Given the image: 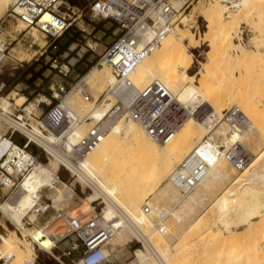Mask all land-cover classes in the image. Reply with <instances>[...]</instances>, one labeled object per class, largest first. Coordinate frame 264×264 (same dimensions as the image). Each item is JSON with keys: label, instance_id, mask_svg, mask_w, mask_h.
I'll list each match as a JSON object with an SVG mask.
<instances>
[{"label": "bare ground", "instance_id": "6f19581e", "mask_svg": "<svg viewBox=\"0 0 264 264\" xmlns=\"http://www.w3.org/2000/svg\"><path fill=\"white\" fill-rule=\"evenodd\" d=\"M13 1L14 0H0V14L6 9V7L10 3H13V7L17 0H15L14 2ZM224 2L232 4L233 6L230 8L232 9L235 7H245L249 3H251V0H224ZM186 3H188V0H178L172 4L176 10L181 12L182 7ZM216 3L217 4L214 3L215 5L212 8V14L215 17L216 21L220 25H223L226 20L224 15H227L225 11L229 10V8L222 7L219 4L220 1L219 3ZM9 12L10 10H8L7 13ZM47 15L49 14H46L45 16ZM45 16L42 20V26L47 28L50 16ZM227 19H231V14L227 17ZM20 24H23L27 27L24 22L19 20L16 28H18ZM213 26L214 22L210 21V24L207 26V29L212 30ZM226 26L233 32L231 37H226L228 39V43L232 44V37L238 35L239 33L238 25H234V23H231L230 25ZM187 41L189 40L184 37V35L178 34L175 31L167 35L162 41L161 46L155 49L131 74L130 78L134 84L132 88H126L122 84L118 83L115 75L112 74V70L108 67L107 68L112 73H106V71L105 73H103L98 69H94L97 68L94 67L93 70L87 75V77H84V83L88 87V91L90 94L91 92L88 84L96 83L98 85H107L110 87L105 92L108 93L106 94V99H104V101L102 102L101 109L99 108V110H94L90 112L93 114L92 118L100 119L105 111L110 110L112 106L115 105L116 101H122L126 108L132 106V104L137 100L139 92L147 88L156 80L163 82L167 86V88L172 92L173 96L180 103V105L183 108L187 109V111L189 112V116L184 122L179 132L177 133V135L167 144L158 143L151 140L146 135L144 129L137 122L132 121L128 116L125 119L119 117L115 121L110 122L108 124V135L83 161L82 164L83 169L89 175L88 177L93 180L97 185V187L93 188L94 192L90 193L94 195L88 194L90 196L87 197V195L84 198L86 200L82 201L81 203H78L76 207H66L70 215L79 218L81 221L89 220L94 215V210L91 206V203L98 200L100 195L108 196L131 215L130 216L127 213L134 226H136L138 230H140L143 234L148 236L151 243L155 247L154 243L152 242L151 235L144 232L141 229V226H139H152L149 214L145 212V209L143 207L144 198L142 200L141 197L143 193H145V198L147 196L149 197V195H154L161 182L165 181L166 178H170V185H172L178 191L179 195L182 196V198L184 199L181 201L182 210H192L194 203L198 202V200L202 197V194L204 195L212 187L219 185L225 180L229 181L231 177L235 175V171L228 164L229 161L226 158L221 157L215 164L211 166L208 171V174L201 182V184H199L190 192L182 194L180 190L173 184L172 175L177 166L180 164L183 156L187 155L186 153H188V151L194 148L192 146L195 143L198 144L202 142L206 137L213 138L214 135H216L215 133L212 135L211 131L218 118L221 117L220 110H222L221 108L223 106H226V99H228L226 97V93L222 90V82L216 77H214V74L211 72V68L206 67V65H203L205 72L200 73L199 75L202 77L201 87L206 86L207 84L208 86L206 87V89H202L194 83L197 79V75H190L188 73V70L192 66L193 59L191 53L188 50L190 43L187 44ZM190 41L192 42L193 38H191ZM209 47L211 50L207 53V56L209 62L213 64L215 62L218 49L213 42L209 44ZM238 48L241 60L248 61V59L251 57L249 55V51L246 48H243L242 46H239ZM209 84H212V86H210ZM226 90L227 88L225 87L224 91ZM74 94L76 93L71 94L66 100V104L73 110L74 108L70 106L67 101ZM223 96L226 99H223ZM16 99L19 102V106L16 107L25 108L23 109L25 114L31 117L32 120H36V125H40L41 121L33 117L35 116L34 113L37 111V109L41 107L42 104H50L49 100L44 102L39 97L35 101L29 102L26 97L21 95L19 96L18 93H16ZM96 102H98V100L94 99L93 102L86 103L95 105ZM228 102L230 103V105H237V107H239L240 109H245V101L244 103L243 101L239 99L237 100L234 97L233 100L228 99ZM0 105L4 108L9 106V97L1 98ZM203 107L209 108L208 114L202 119L196 117L199 110ZM252 111H254V109ZM76 113L79 114L78 112ZM247 113L249 114V112ZM257 113H259V111H257ZM257 113L255 110V119L252 118L255 124L257 123L255 121H258L260 118H262V116L259 115L260 113ZM79 115L83 117V115ZM258 116L260 117L258 120H256ZM261 120H259L258 122H261ZM86 124L89 123H84L83 127ZM261 124L262 122L258 123L257 127L259 128ZM261 126L264 127L263 124ZM1 127L2 129L0 130V134H3L6 129L3 126ZM223 129H225V132L223 134L225 141L229 140L230 142H241L244 147L243 140L246 137L250 136V138H252V142H257L254 138L255 134H257L256 128L253 126L252 121L251 126L248 129H245L243 133H239L236 131L229 133L228 128L226 126ZM259 130H261L264 135V128ZM258 138H260V136H258ZM249 143H251V141H249ZM245 151L248 155L251 154V156L254 157V154L252 153V151L250 152L248 146L247 150ZM3 156H7L4 168H6V170L12 174L15 173L13 165L16 167H25L27 165V162L29 161V154L20 151L16 147H12V142L8 138H2L1 140L0 159ZM260 156H264V152ZM250 160L251 162H248L247 166L240 171V176L235 181L233 180L235 182H233L235 185H240L241 183L242 199L240 201V204L238 205L239 208L238 212L236 213V217L240 221H242V223H245V225H247L246 223H248L250 219L259 218L264 207V192L259 189L260 185H255V187L252 186V184H255L254 182H256L258 179H264V166L261 172L257 168L259 166H257L258 164H256V157L253 159L250 158ZM258 161L259 160H257V162ZM61 171L62 169L59 163L54 159H51L48 163H39L35 170L26 175V177L20 183L19 189L16 193L18 195L16 197L17 201L15 203L11 202L13 200L8 201L0 207L3 213L7 215L15 225H17V231H21V236L24 237L22 234H25V236H28L33 239L35 242L38 243L41 250L52 249L57 244L56 241L60 240L62 236L70 234L72 231L69 224V220L62 217L52 218L50 220V223L47 225L46 232L39 228H27L25 226L24 220L26 217H33L34 219L37 218L35 213L31 214V211L36 208V205L42 198V191L49 190L55 193L53 203L55 204V207L60 208L67 206L73 200L75 194L73 188L76 184L80 183L83 189H85L86 185L88 184V179L83 176H79V178H75L76 180L72 181L71 184H67L59 178ZM134 177L136 178V182H132V179H134ZM0 179L4 184L7 185V187H11V182H9L4 176L1 175ZM199 186L200 189L197 190ZM261 187L262 186H260V188ZM164 193L165 195L170 197L172 201H175L177 199L176 192L171 189L166 190ZM226 193H228V191ZM226 193H224L219 199V201H221L219 202V204H217V208L220 211L219 213H221L220 221L222 222V224L225 225V227H228V229H230V226L233 223V210L231 208L232 205L229 200L230 196L233 193ZM107 205L108 206L104 208L102 212L103 221L105 223L113 220L114 216V212L112 211V208L108 202ZM150 211L156 212L157 215L162 217L164 215L159 211V209H157V207L155 208V211H153V209H151ZM137 212H140V216L136 214ZM170 215H172L176 220L181 219V215L178 212H172ZM116 223L118 225V231L114 238L110 241V244L118 248L123 246L124 239H126V228L131 229V232L133 230L134 236L136 234L132 226L126 225L122 222ZM165 228L167 231L166 235H158V233L161 232L160 228L159 232L155 234L158 235L160 239H158L159 237L157 238L154 235V237H156L158 240L163 241H160L161 243L166 242L165 237H167L168 234H173L172 229L168 227ZM164 231L161 233H164ZM225 235H227L229 238H231V236L234 238V235H231L230 233H226ZM44 236H46V239H42ZM216 237L218 238V240L219 238H221L223 241L226 239L224 238V236L222 237V235H218ZM203 240L204 239H202V241ZM218 240L216 241L223 244L222 240V242ZM214 242L212 245L213 250L212 248L210 249V251H212L210 254L211 256L207 255L208 258L206 257L207 259H205L204 261H206L207 264H223L222 259L224 258L221 259L222 255H219V250L221 246L219 245L220 248L218 247L219 250H217L216 248L218 245L216 246ZM31 243L33 248L37 250L38 247L36 245H33V242ZM224 243V246L226 245L227 247L230 244L229 241H224ZM180 245L178 246L180 247ZM155 249L160 254L166 264H180L178 259V262L177 260L173 259L175 254L180 251L177 245L175 246V249L172 250V254L169 251L168 247L163 248L161 251L158 250V248L156 247ZM182 249L183 248L181 247V250ZM183 250H185V248ZM242 253L244 254V251ZM230 255L232 257L234 256L233 254ZM31 256L32 255L30 253L26 255V253L20 250L14 238L7 236L5 238L0 239L1 264H42L41 262L34 263L36 261ZM146 256L149 261L153 260V262L157 264V262L153 258H151L149 254L142 248L141 250L135 251L133 256L134 258L132 259V261H130L129 264H144L147 261ZM235 256L234 258L240 259V257L238 258L237 256ZM203 257L205 258V255H203ZM222 257H224V254ZM200 260H203V258ZM240 261L241 264H248L247 261H245L246 263L242 262V260Z\"/></svg>", "mask_w": 264, "mask_h": 264}, {"label": "built area", "instance_id": "2783aa9c", "mask_svg": "<svg viewBox=\"0 0 264 264\" xmlns=\"http://www.w3.org/2000/svg\"><path fill=\"white\" fill-rule=\"evenodd\" d=\"M87 1L88 4L81 8L67 0H17L7 18H10V21L13 20L16 25L21 20L27 28H37L47 40H51L53 45L68 36L71 37L77 22L83 21L84 11L87 8L86 14L89 15L90 21L108 23L118 33L100 55L96 66L110 68L118 83L126 88H132L134 84L130 78L131 74L162 44L164 38L174 31L180 12L173 6L172 0ZM190 1L188 0V3ZM188 3L182 7L181 11ZM46 14L50 16L47 28L42 26V20ZM7 18L1 24L6 23ZM15 42L16 40L8 42L0 36V72L6 59L10 57L11 46ZM56 49L55 46L54 50ZM63 56L47 57L49 60L45 62V65L51 68V72L57 73L56 76L60 81L53 83L50 87L53 92L49 98L44 96L50 102V104L46 103L47 109H44L40 117L33 116L41 121L40 125L33 123L32 118L25 114L23 110L25 108L16 107L12 104L13 101L10 100L11 103L6 108L0 105V125L6 129L3 134H0V144L2 138H8L12 142V147L29 154V161L25 167L13 165L15 170L13 174L4 168L7 156L0 159V174L11 184L13 183V186L18 182L17 191L22 180L34 171L39 163H48L54 159L59 163L62 171L69 175L67 184L83 176L88 179L86 188L83 189L80 183L76 184L80 186L81 194L93 193V188L97 185L88 177L82 164L108 135L110 122L119 117L125 119L128 116L144 129L151 140L167 144L177 135L189 116L187 109L180 105L167 86L156 80L139 92L137 100L130 107L126 108L122 101H116L115 105L105 111L100 119L92 118V113L81 117L66 104L67 98L76 93L86 102H93L94 99L84 83L85 76L75 74L74 65L62 59ZM196 61L199 63L197 58ZM25 67L24 62L17 61L14 70H22ZM1 87L0 94L3 91ZM1 98L2 95H0V101ZM101 106L102 103L96 102L91 111L99 110ZM199 112L196 117L199 116ZM84 123H89L91 126L83 129ZM222 125L228 128L229 133L234 131L243 133L251 126V121L242 109L234 106L223 111L214 124L212 135ZM221 157L226 158L238 171L243 170L248 163V154L241 142L225 141L223 136L218 135H214L213 138L206 137L177 166L172 175L173 184L182 194L190 192L201 184L211 166ZM59 178H63L61 172ZM0 183L7 186L2 181ZM76 185L73 188L75 194H77ZM17 191L9 196L8 201L18 196ZM107 202L114 216L113 220L105 223L102 212L108 206ZM91 206L94 215L89 220L81 221L70 215L66 207L57 208L53 201L40 199L36 208L31 211V214L35 213L36 220L52 211V218L62 217L69 220L72 229L70 234L74 237L73 240H68L70 234L62 236L52 249L42 251L54 254L59 249V245L64 242L67 244V249L58 257L59 260L62 257H73L76 252H80L78 264H110V241L118 231L116 222H122L134 228L135 241L157 264H166L148 236L134 226L127 212L112 198L100 195L98 200L91 203ZM144 209L146 213H150L149 206H145ZM51 219L38 226L26 217L24 223L28 227L33 226L46 232ZM159 227L161 232L166 230L162 224ZM18 231L21 233L20 230ZM42 239H46V236ZM31 242L38 249L40 248L33 239Z\"/></svg>", "mask_w": 264, "mask_h": 264}, {"label": "rangeland", "instance_id": "374dc122", "mask_svg": "<svg viewBox=\"0 0 264 264\" xmlns=\"http://www.w3.org/2000/svg\"><path fill=\"white\" fill-rule=\"evenodd\" d=\"M67 1L70 3H78V5L80 4L81 6L79 7L81 8H84L88 4L87 0ZM175 1L178 0H172V3ZM216 2H218L222 7L229 8V10L225 11L227 15H224L226 20L223 25H220L212 14V8L215 4H217ZM12 4L13 3H10L0 14V36L8 42L16 40V42L11 46V55L4 62V66L1 69L2 72H0V87L1 85L2 87L4 86L3 91L0 94L2 95V98L9 97V101H13L12 104L15 106H19V102L16 99V93H18L19 96L21 95L26 97L29 102L35 101L39 97L44 102H46L47 99L44 96L49 98V95H51L53 92L51 91L50 87L53 83L60 81L58 76H56L57 73L55 71L51 72V68L45 65V62L49 60L47 57H52L54 55H64L62 59L70 61L71 64L74 65L75 74H81L82 76L87 77L94 67H97L94 69H98L103 73H105V71L106 73H112L107 67L101 68V66H96V63L99 60L100 55L112 43L113 39L115 38V34L118 33L115 31L116 29L114 27L112 28L108 23L95 20L90 21L89 15L86 14L87 8L84 11L83 21L77 22V26L73 28L74 32H72L71 37L68 36L62 41H57L52 45L51 40H47L46 36L37 28H27L23 24H20L19 27L16 28V23L13 20L10 21V18H7V12L8 10H11ZM228 4L229 3L224 2V0H191L180 12L179 20L174 26V31L178 34L184 35V37L189 40L186 43H190L188 50L192 55L193 61L188 73L190 75H197V79L194 83L198 87L206 89L208 86L207 84L206 86L201 87L202 77L199 75L200 73L205 72L203 65H206V67L211 68V72L214 74V77L222 82V90L226 93V97L228 99L233 100L235 97L237 100L239 99L243 102H246L245 109L242 110L250 118L253 126L256 128L257 134H255L254 138L257 142H252V138L248 136L243 140L244 148L247 150L248 146L250 152L252 151L254 154V157L251 156V154L248 155V162H251L250 158L253 159L256 157V164L259 166L257 168L262 172L264 166V156L260 155H262L264 152V135L259 129L264 128L261 126L262 124L264 125V121H262L264 120V0H251V3L245 7H235L232 9L230 8L233 5L228 6ZM228 14H231V19H227L229 16ZM45 17H49V15ZM6 18V23L1 24V22ZM210 21L214 22L212 30L207 29ZM231 23L238 25L239 33L238 35L232 37V44H229L226 37H231L233 32L231 29H228L226 25H230ZM191 38H193L192 42L190 41ZM211 42H213L218 49L216 59L213 64L209 62L207 56V53L211 50L209 47ZM32 44L34 45L31 47ZM55 46L57 47L56 50H54ZM239 46H242L249 51L251 59L249 58L250 60H246L247 62L241 60L238 48ZM41 55L43 56L41 57ZM196 58L199 60V63L196 61ZM17 61L24 62L26 66L25 69L15 71L14 68L17 65ZM88 85L93 98L98 100L97 104L102 103L106 96L105 92L110 87L107 85H98L96 83H91ZM209 85L212 86V84ZM225 87L227 88L226 91H224ZM222 98L226 99L224 96ZM228 99H226V106H223L221 108L222 110H220L221 115L225 109L237 106L230 105ZM67 102L74 108L76 112L83 116L89 114L92 110V107L94 106V104L86 103L83 98L77 94L71 96ZM44 109H47L46 104H42L41 107L34 113V115L36 117H40ZM253 109L254 111H252ZM255 110L256 113L259 111L260 114H257L261 115L263 118L259 119L260 116H258L256 119H262V124L259 128L257 126L258 123L261 122H258L259 120L255 121L257 122L255 124L254 120L252 119H255ZM199 111L198 117L202 119L208 114L209 108L203 107ZM247 112H249V114ZM35 121L36 120H32L33 123H35ZM89 126H91V124H86L83 129L88 128ZM223 128H225L223 125L217 128L215 134L218 136H224L223 134L225 129ZM1 129L2 127L0 125V130ZM258 136H260V138H258ZM249 141H251V143H249ZM198 144L195 143L192 147L195 148ZM194 148H192L186 154L188 155ZM187 155L183 156L181 162ZM257 160L259 161L257 162ZM228 164L235 171V175H233L234 177H231L232 180H225L219 185H216L208 190L209 193L206 192L204 195L202 194V197L198 200V202L194 203L192 210H182L181 201L184 199L179 195L178 191L172 185H170V178H166V180L164 179L165 181L162 180L163 182H161L160 186L156 190L157 194L155 193L154 195H149V197L147 196L145 198V193H143L141 196L142 200L144 198V208L145 206H149L151 209H153V211H155V208L157 207V209H159V211L164 215L162 217L157 215L156 212L150 211L151 213L148 214L153 227L150 225L139 226H141V229L144 232L151 235L152 242L154 243L155 247L158 248V250L161 251L163 248L168 247L172 254V250H174L175 246L177 245L180 251L176 254L174 253L175 256L173 259H178L180 264H207L204 260L207 259L208 256H211L210 254L212 251H210V249L212 248L213 250L212 245L214 241L216 246L218 245L216 248L217 250H219L221 246L219 255L223 256L224 254V257L221 256V259L224 258L222 259L223 264H241L240 260H242L244 263L247 261L248 264H264V207L260 217L250 219L248 223H246L247 225L242 223V221L236 217V213L238 212L239 208L238 205L242 199V189L241 183L240 185H235L234 181L240 176L241 172L235 170L229 162ZM61 173L63 177L61 180L66 182L69 179V175L64 171H61ZM132 182H136L135 177L132 179ZM254 183L255 184H252L253 187H255V185H260L262 187L260 188L259 186V189L264 192V179H258ZM17 184L18 182H16V184L13 186L12 183L11 187H7L5 185H1L0 183V207L8 202V198L11 194L17 191ZM76 188L77 194L75 195L73 193V200L64 207H76L78 203L86 200L84 198L88 194H81V188L79 185H76ZM169 189L176 192L177 199L175 201H172L170 197L165 195L164 192ZM198 189H200V186L197 188V190ZM227 191L228 193H233H230L232 195L230 196L229 200L233 210V223L230 226V229L225 227V225L220 221L221 213H219L220 211L217 208V204H219L221 201H219V199ZM54 194L55 193L49 190L42 191L41 201H53L55 197ZM16 201L17 198L11 202L15 203ZM172 212H178L181 215V219L176 220L172 215H170ZM136 214L140 216V212H137ZM28 218L30 222H34L36 225L40 226V224H38L39 220L37 221L33 217ZM10 221L12 222V220L0 209V239L7 236L14 238L22 252L26 253V255L29 253L32 255L31 257L36 261L34 263L78 264L80 252H76L74 254L75 256L73 257H62L59 260L58 257L63 254V252L67 249L66 247L64 248L63 246H60L59 249L54 252V254L45 253V251L39 250L38 248L36 250L31 245V239L28 236H25V234H22L24 236L22 237L21 233L17 231V225H15L13 222L11 223ZM158 224H162L164 227H168L173 230V234H168L169 236L167 235V237H165L166 242L164 243H161L160 241L162 240L158 239H160V235H166L167 231L165 230L164 233L159 232L160 227ZM25 226L27 228H33V226ZM214 232L215 235L217 234L216 236H224V238H226L224 240L225 242L229 241L230 244L228 247L226 245L224 246L225 243L221 238H219V240H222L223 242H221L223 244L216 241L218 238L214 235ZM225 232L234 235V238L232 236L229 238L227 235H225ZM156 233L160 235H155ZM154 235L159 238L157 239L154 237ZM73 239V235L70 234L68 240ZM202 239L204 240L202 241ZM178 245H180V247ZM181 247L183 249L185 248V250H181ZM136 250H141V246L135 241L133 230L131 232V229L126 228V239H124L123 246L118 248L114 247L112 244L109 246V251L111 253L110 264H129L134 258L133 256ZM243 251L244 254L242 253ZM230 254H233L234 256L236 255L238 258L240 257V259L234 258V256L232 257ZM203 255H205V258ZM184 258H188L187 262ZM202 258L203 260H200ZM147 261L144 264H155L153 260L149 261L148 258Z\"/></svg>", "mask_w": 264, "mask_h": 264}, {"label": "crops", "instance_id": "0c3cea01", "mask_svg": "<svg viewBox=\"0 0 264 264\" xmlns=\"http://www.w3.org/2000/svg\"><path fill=\"white\" fill-rule=\"evenodd\" d=\"M75 6H81L80 4H74ZM4 87V86H3ZM3 87L1 89H3ZM53 217V212L50 211L46 216H42L41 218H39V221L38 223L41 225L43 223H45L46 221H48L49 219H51ZM60 246H63L64 248L67 247V244L66 243H61L59 245Z\"/></svg>", "mask_w": 264, "mask_h": 264}, {"label": "trees", "instance_id": "16d2710c", "mask_svg": "<svg viewBox=\"0 0 264 264\" xmlns=\"http://www.w3.org/2000/svg\"><path fill=\"white\" fill-rule=\"evenodd\" d=\"M72 4L74 5V4H78V3H72Z\"/></svg>", "mask_w": 264, "mask_h": 264}]
</instances>
